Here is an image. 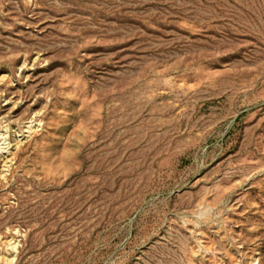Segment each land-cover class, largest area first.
<instances>
[{"label": "rangeland", "instance_id": "obj_1", "mask_svg": "<svg viewBox=\"0 0 264 264\" xmlns=\"http://www.w3.org/2000/svg\"><path fill=\"white\" fill-rule=\"evenodd\" d=\"M0 264H264V0H0Z\"/></svg>", "mask_w": 264, "mask_h": 264}, {"label": "bare ground", "instance_id": "obj_2", "mask_svg": "<svg viewBox=\"0 0 264 264\" xmlns=\"http://www.w3.org/2000/svg\"><path fill=\"white\" fill-rule=\"evenodd\" d=\"M6 161V160H5ZM9 161V160H8ZM11 161V160H10Z\"/></svg>", "mask_w": 264, "mask_h": 264}]
</instances>
